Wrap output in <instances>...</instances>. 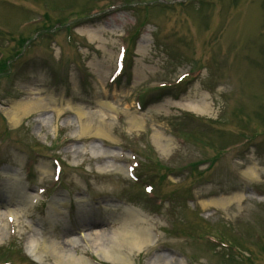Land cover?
I'll return each mask as SVG.
<instances>
[{
  "label": "rangeland",
  "instance_id": "374dc122",
  "mask_svg": "<svg viewBox=\"0 0 264 264\" xmlns=\"http://www.w3.org/2000/svg\"><path fill=\"white\" fill-rule=\"evenodd\" d=\"M40 99L51 105L9 124L14 102ZM202 100L209 116L171 104ZM124 111L142 128L130 130ZM86 126L111 139L81 135ZM109 163L127 176L101 173ZM6 169L37 198L17 223L1 217L0 264H56L50 254L33 260L27 246L45 234L49 202L65 196L51 237L93 264L119 263L99 260L83 236L113 232L132 209L156 242L129 264H264V0H0V197L14 179ZM236 193L241 204L201 208Z\"/></svg>",
  "mask_w": 264,
  "mask_h": 264
},
{
  "label": "bare ground",
  "instance_id": "6f19581e",
  "mask_svg": "<svg viewBox=\"0 0 264 264\" xmlns=\"http://www.w3.org/2000/svg\"><path fill=\"white\" fill-rule=\"evenodd\" d=\"M82 34H84L88 40L92 43L100 42V39L98 38V34L95 31L91 30H83L81 31ZM115 58V57H114ZM113 64L115 65V59H113ZM107 70V69H106ZM108 72H106L107 74ZM202 99V98H201ZM205 99V98H204ZM50 103H55V105L60 104V102H56L53 97H50ZM45 100L40 99L36 102H14L9 111L6 113L7 120L10 125L13 127L16 126L19 117L25 115L27 112H30L32 110H40L43 109L44 106L47 108L49 105H51L49 102L45 105ZM101 106L104 109H112L113 114L118 116L117 109H115L112 105H110L106 101H100L99 102ZM49 104V105H48ZM172 105H175L176 107H179L180 110H185L188 112H192L194 114L200 115V116H209V104L205 103V100L203 101H196L191 102L188 101L185 104L183 103H176L174 104L171 102ZM66 107L72 109L75 111L77 117L79 119L83 118V113L80 112L78 109H74L70 106V104H66ZM157 108V107H155ZM211 109V108H210ZM64 108L56 109L57 117L60 118L62 116V113L64 112ZM125 110H128L130 112L129 108H126ZM121 113V112H120ZM121 114L126 116V123H128V126L130 130H139L142 127V122L139 123L137 114L134 112L126 114V112H122ZM82 134L84 133H93L94 136L101 137L104 139H111L108 137V135L103 131V128L100 127H81ZM153 139L157 142V149L164 151L163 145L165 144L166 139L163 138V136L159 134H155L153 136ZM77 137L72 138L70 141H76ZM114 142V140H113ZM169 148V144H166ZM100 148H104V146H100ZM111 154H114L113 152L107 150V151H99L95 152L96 157H109ZM119 153L116 152V156ZM105 155V156H103ZM105 164V163H104ZM100 172L102 173H109V174H121L123 177L127 176V168L123 165H117L114 163H109V165L105 166V168H101ZM243 176H245L248 179H255V177H258V171L255 166L250 165L247 167V170H244ZM2 174L6 176H10L13 179V181H10L9 183L3 185V193L2 195H5L4 197H0V219L5 217L8 219L10 217H13L16 221L20 220L22 215L20 213L22 212L25 207L30 206L34 201V197L26 194V188L23 187V185L20 182V176L18 173H13L9 170H5L2 172ZM7 195V196H6ZM4 198L6 200H4ZM75 201L77 202V208L80 210L81 208H86L88 206V202L85 201L83 198L75 197ZM245 201V198L241 197L237 193L235 195H231L228 198H219V199H213L206 202H201V208L202 210H207L210 207L219 208L221 210H227L231 208L232 204L234 202H239L240 204ZM13 205V206H11ZM4 206L5 211L2 212L1 208ZM76 206V204H75ZM131 210V209H130ZM134 211H128L127 217L123 219L122 225L120 228L115 229L113 232H106L99 234V233H92V234H85L83 238L87 242H84V245L91 246V243L94 247L93 253L99 258L101 261H109L117 262L119 264H129L131 262V255L133 253H139L144 248H148L153 243L156 242V239L154 236L150 234V230L148 227L145 226V215L141 213L139 210L132 209ZM68 211V199L66 196L64 198L61 197H55L53 198L49 204H48V212H47V223H46V232L45 234H42L41 238H37L35 240L31 239L28 243L27 249L28 253L30 254L31 258L37 262H43L45 256L48 254L52 255L54 261L56 264H93L89 259H86L84 257H78L75 253H67L64 251L62 244L63 240L61 236L59 239H53L51 237V232L57 223L56 221L60 220L63 221L65 218V215H67ZM2 221H0L1 224ZM0 232L2 234L4 233L3 229L6 224H1ZM43 230V229H42ZM71 245H74L75 242L71 241ZM128 251V254L125 253V251ZM156 261H160V258H158ZM183 264V262H181ZM154 264V263H152ZM157 264V263H155Z\"/></svg>",
  "mask_w": 264,
  "mask_h": 264
}]
</instances>
